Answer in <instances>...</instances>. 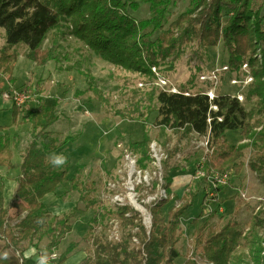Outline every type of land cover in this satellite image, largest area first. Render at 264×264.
Here are the masks:
<instances>
[{
	"label": "trees",
	"instance_id": "16d2710c",
	"mask_svg": "<svg viewBox=\"0 0 264 264\" xmlns=\"http://www.w3.org/2000/svg\"><path fill=\"white\" fill-rule=\"evenodd\" d=\"M170 2L0 0V28L4 30L5 37V45L0 50V75L14 83L13 65L19 54L12 48L20 43L27 47L26 58L37 66H44L49 60L59 61L56 49L60 45L56 40L50 48L42 47L50 32L62 25L67 27L69 35L102 60L126 71L145 74L151 79L152 66L161 71H172L176 61L184 55L186 46L194 45L203 52L221 43L226 53L222 65H227L230 72L240 74L241 66L247 64L253 77L251 83L241 90L243 102L231 94L218 93L213 100H209L200 90L188 91L190 94L184 95L151 87L146 98L150 103L154 102V108L150 109L149 105L147 114L157 112L155 124L162 128L194 132L208 138L212 152L209 151L201 166L205 173L203 178L229 170L230 174L238 175L244 167L241 161L244 150L249 149L251 156L247 166L264 179V0H191L187 8L172 20L169 18ZM139 3L148 4L150 12L147 18L141 20L129 14V10L137 9ZM87 78L91 80L89 76ZM180 91L186 90L181 88ZM211 105L217 108L214 110ZM22 108L11 106V124H19L17 119L22 114ZM24 118L30 125V140L20 148V175L7 206L0 197V241L5 239V245L14 249L15 253L0 257V264H25V250L35 248L37 254L44 239L48 240L44 246L48 250L47 255L56 252L61 241L72 231L69 222L75 207L60 218L56 215L50 217L43 198L53 194L67 179L70 166L68 161L61 168L53 167L48 157L73 138L66 135L60 140L51 130L58 121L55 104L41 103L38 108L28 111ZM130 120L142 119L133 117ZM5 129V126H0V168L11 166L12 149L21 146L19 135L11 137ZM230 130H240L244 142L225 145L222 137ZM143 137L142 141L131 146L141 156L150 152L149 138L146 135ZM147 158L152 161L149 155ZM213 158H217L218 162L215 163ZM146 162L142 157L138 159L136 166L139 171L147 169ZM172 170L166 169L163 176V187L169 194L172 193L173 177L169 173ZM141 184L136 187L137 191ZM187 187L181 204L169 207L167 218L161 210L168 205L169 199L159 198L150 203L152 224L149 234H146L137 211L128 206L119 207L115 214L128 228L125 236L119 241L94 237L92 263L86 258L83 264H175V259L181 256L177 249L180 219L192 206L199 191L198 184L194 189ZM206 198L207 195L203 201ZM81 199H84L83 195ZM11 208L26 212L13 226L10 225ZM215 211L213 209L203 221L202 212L190 221L194 250L201 248L203 257L212 264H241L244 262L243 249L248 248L254 256V264H264V218L260 213L252 216L249 231L244 233L241 224L231 219L218 229L211 228L209 224ZM104 215L102 212L93 215L85 236L90 234L92 227L96 226L94 224L106 226L105 229L109 226L108 221H101ZM23 242L27 245L20 246ZM76 245V242H70L63 252L57 254L55 264H63ZM183 264L197 262L193 257H187Z\"/></svg>",
	"mask_w": 264,
	"mask_h": 264
},
{
	"label": "rangeland",
	"instance_id": "374dc122",
	"mask_svg": "<svg viewBox=\"0 0 264 264\" xmlns=\"http://www.w3.org/2000/svg\"><path fill=\"white\" fill-rule=\"evenodd\" d=\"M189 3L191 0H171L170 20L184 11ZM149 13V5L144 3H139V7L135 10H129V14L138 20L147 18ZM54 40L57 45H60L56 49L59 61L49 60L44 66H37L26 58L27 47L24 43L13 46L12 51L19 54L13 65L14 83L0 75V126L10 125L8 127L10 132L19 130L21 144L25 147L30 140L27 134L30 125L26 124L24 116L28 111L38 108L41 103L55 104L58 121L53 124L51 130L60 140H63L66 135L73 138L56 151V154L62 153L68 157L70 166L67 179L53 194L43 198L50 217L56 215L60 218L75 207L69 224L79 223L78 229L76 232L73 230L67 234L61 241V251L70 242L82 244L86 253H89L88 257L92 263L94 237L119 241L128 231L115 214L119 207L128 206L137 211L141 216L140 222L144 225L146 234H149L152 224L150 203L159 198L169 199L168 205L161 210L167 218L169 207H178L187 186L194 189L196 184L199 185L197 197L180 219V241L177 249L181 256L175 259V264H183L187 257H193L197 264H212L203 257L201 248L197 250L193 248L194 235L190 221L201 212L204 216L201 220L203 221L213 209H216L215 213H212L214 216L209 224L213 229L220 228L225 221L231 219L241 224L244 233L249 231V223L254 214L259 212L264 218V209H256L258 207L256 200H244L241 196L245 193L248 198H264L263 177L247 166L251 156L249 149L244 150L241 158L244 164L243 169L238 175L231 173L224 187V194H234L233 197L227 196V199H233L227 211L226 206L222 204L225 202L222 201L224 194L216 199L218 188L210 182L212 174L207 175L206 178L196 177L197 170L211 151L208 144H204L206 137L194 132L186 133L182 130L162 128L155 124L157 112L147 114L149 105H151L150 109L154 108V102L148 101L147 94L151 87L159 89L150 83L149 76L126 71L102 60L82 42L69 35L64 25L50 32L42 49L55 45ZM4 45V30L0 28V50ZM221 45L220 43L203 52L194 45H188L172 71L157 69L179 89L184 88L189 92L204 89L209 85L200 82L198 77L201 73L223 64L226 53ZM229 76L231 74H222L215 87L217 94L233 95L239 90V87L229 84ZM139 82L143 83L141 87L138 86ZM11 87L26 89L32 96V100L28 101L23 108L21 107L23 111L17 119L20 125L11 124L10 109H1V106L7 104V101L2 99L1 93L9 91ZM1 99L6 104L1 102ZM141 112L143 114L140 116ZM133 117L142 120H130ZM145 135L149 138L150 152L141 156L131 146L133 143L142 141ZM222 141L226 145L244 142V139L240 130H230L228 134L223 135ZM12 155L11 174H14L20 165L21 156L16 149H12ZM147 155L152 159L151 162ZM140 157L144 162L147 161L148 167L144 171H139L136 166ZM213 161L217 163L218 159L213 158ZM168 168H173L169 173L175 180L170 194L163 187V176ZM18 170L20 173V167ZM6 174H9L6 169H0L2 178ZM140 184L142 187L137 191L136 187ZM206 195L207 198L203 201ZM0 197L3 199L1 190ZM131 198L145 211L141 212L133 206ZM220 202L225 208L226 214L223 216H220ZM99 212L105 214L101 221L104 223L108 221L109 226L105 229L106 226L100 227L94 224L96 226L92 227L88 236H85L91 227L90 219ZM25 213L20 209L11 208L9 210L10 225L17 224ZM134 241L137 243L136 239ZM47 243V239L41 242L37 257L40 253L47 254L44 247ZM5 244V239L0 241V257L15 253L14 249ZM25 245H27L26 242H23L20 246ZM243 250L244 252H241L244 254V262L241 264H254V256L248 248ZM56 253L58 254L57 250Z\"/></svg>",
	"mask_w": 264,
	"mask_h": 264
},
{
	"label": "built area",
	"instance_id": "2783aa9c",
	"mask_svg": "<svg viewBox=\"0 0 264 264\" xmlns=\"http://www.w3.org/2000/svg\"><path fill=\"white\" fill-rule=\"evenodd\" d=\"M151 73L153 75L151 79V84H154L157 86L160 90L165 92H172V93H182L184 95H188V91H180L178 87H176L170 80H168L164 75L159 73V70L156 66H152L150 68ZM247 72V64H243L240 74L238 72H230V69L227 65H220L218 67L211 68L207 72H203L199 75L198 80L200 82H203L204 84H208L209 87L207 88L205 92V95L213 99L216 97L215 87L218 85L220 78L222 74H231L229 76V84L239 87L240 91L233 94L232 96L236 97L239 101L243 100V95L241 93V90L244 89V86L252 81V77L249 74H245ZM143 85L142 82L138 83V86L141 87ZM12 88V87H11ZM9 91H3L1 93V97L3 100L9 102L11 105H15L18 107H23L27 104L28 101L32 100V96L26 89H17L12 88ZM215 109L216 107L213 106ZM207 145V142L204 143ZM212 174V180H210L211 183L216 185H222L226 184L228 182V179L230 177V172L226 171L224 173H211ZM210 174V175H211ZM205 176L204 171L201 170V167L196 172V177L203 178ZM242 198L245 200H256V202H259L260 205L256 208L257 210L261 207H264V198H248V196L245 193L241 194ZM41 256V255H40ZM39 256V258H40ZM48 257V263L55 264V261L57 259V253L55 251L51 252ZM38 258V260H39Z\"/></svg>",
	"mask_w": 264,
	"mask_h": 264
},
{
	"label": "crops",
	"instance_id": "0c3cea01",
	"mask_svg": "<svg viewBox=\"0 0 264 264\" xmlns=\"http://www.w3.org/2000/svg\"><path fill=\"white\" fill-rule=\"evenodd\" d=\"M14 86V85H13ZM1 102H3V103H5L4 101H2V99H1ZM7 103V104H6ZM5 104L6 105H4V106H1V109H3V108H7V109H10L11 110V107H10V103L9 102H6ZM46 104V103H45ZM47 105H51V104H47ZM12 106V105H11ZM21 116V115H20ZM19 116V117H20ZM19 122V121H18ZM26 124H28V123H26ZM19 125H20V123H19ZM23 125H25V124H23ZM10 125H8V126H5L6 127V129H5V131L6 132H8V133H10V136L12 137L14 134H18L19 135V137H21V134H20V132H19V130H15V131H13V132H10L9 130H8V127H9ZM26 128V127H25ZM28 129H29V126H28ZM228 132L229 131H226L225 133H224V135H226V134H228ZM27 134H28V136H29V132H28V130H27ZM244 139V138H243ZM231 144V143H230ZM22 145V147H23V144H21ZM21 146L19 147V149H16V151L20 154V148H22ZM209 151V150H208ZM212 152V151H211ZM15 156H17V155H15ZM12 158H13V155H12ZM18 162V161H17ZM19 162H20V160H19ZM12 166H13V159H11V166H9V167H1L0 169H6L8 172H9V174H6V176H4V178H2V176L0 177L1 178V180H2V196H3V202H4V206H7L8 205V203L10 202V200H11V198H12V196H13V193H14V189H15V186H16V179H17V177L20 175V173H19V165H18V168L15 170V172H14V174L12 173L11 174V168H12ZM2 175V174H1ZM175 182V180H173V183ZM173 183H172V186H173ZM224 189L225 188H221V190L217 193L218 195H217V198L216 199H218V197H219V195H221V194H224ZM230 196V197H233V193H231V194H224V198H223V200L222 201H225V202H223L222 204L223 205H225L226 206V210L228 211L229 210V206H230V202H232V200L233 199H227V196ZM197 197V196H196ZM245 200V199H244ZM258 203V206H259V202H257ZM221 204V202L219 203V210L221 211L220 212V216H223V214H226L225 213V211H224V209L225 208H223V205ZM60 205V204H59ZM58 205V206H59ZM54 209H57L56 207H54ZM260 209H264V207H261ZM237 210V209H236ZM203 212H204V210H203ZM78 224L79 223H75V224H73L72 225V231L71 232H73V230H74V232H76V230L78 229ZM70 232V233H71ZM69 234V233H68ZM65 239V238H64ZM61 244V243H60ZM68 245V244H67ZM66 245V246H67ZM66 248V247H65ZM33 250H35V248H28L27 250H25V252H24V254H26V256H27V259H26V264H34V262H35V264H37L36 263V261H37V254L35 253V251H33ZM65 249H63V251H64ZM40 251V250H39ZM57 251H58V253H61V252H63V251H61V249H60V245H59V247L57 248ZM47 252H48V250H47ZM87 251H85V247L82 245V244H79V245H76V247L74 248V250L72 251V252H70L69 254H68V256H67V259H66V261L63 263V264H83V262H84V260L86 259V258H89L88 257V255H89V253H86ZM35 253V254H34ZM34 254V255H33ZM30 255H32V256H30ZM30 256V257H29Z\"/></svg>",
	"mask_w": 264,
	"mask_h": 264
},
{
	"label": "clouds",
	"instance_id": "9594fccd",
	"mask_svg": "<svg viewBox=\"0 0 264 264\" xmlns=\"http://www.w3.org/2000/svg\"><path fill=\"white\" fill-rule=\"evenodd\" d=\"M48 162L56 168H61L68 162V157L64 154L52 153L48 157ZM34 251V250H33ZM37 264H48L47 254H42L37 262Z\"/></svg>",
	"mask_w": 264,
	"mask_h": 264
},
{
	"label": "bare ground",
	"instance_id": "6f19581e",
	"mask_svg": "<svg viewBox=\"0 0 264 264\" xmlns=\"http://www.w3.org/2000/svg\"><path fill=\"white\" fill-rule=\"evenodd\" d=\"M241 68H242V66H241ZM245 74H249V75L252 77V75H251V73H250V69H249L248 66H247V72H245ZM252 80H253V77H252ZM249 83H251V81H250ZM249 83H247V84L244 86V88H245ZM207 88H208V87H204V89H201V90H200L201 94H204V95H205V92H204V91H206ZM238 91H240V88H239ZM238 91H237V92H238ZM237 92H236V93H237ZM188 93H189V92H188ZM189 94H190V93H189ZM189 94H188V95H189ZM206 96H207V95H206ZM207 97H208V96H207ZM214 98H215V97H214ZM214 98H213V99H214ZM208 99H209V100H213V99H211L210 97H208ZM243 100H244V98H243ZM243 100L240 101V102H243ZM213 106H215V105H211V108H212V109H214ZM215 107H216V106H215ZM216 108H217V107H216ZM216 108H215V109H216ZM215 109H214V110H215ZM204 137H206V136H204ZM205 142H207V144H208V138H207V137L205 138L204 143H205ZM15 162H16V160H15ZM226 184H227V183H226ZM226 184L217 185V186L215 185L214 187L218 188V190H219L220 186H222V187L224 188ZM222 187H221V188H222ZM216 188H215V189H216ZM221 188H220V189H221ZM131 199H132L131 202H132V205H133V206H135V207H136L138 210H140L141 212H144V211H145V209H144L142 206H140V205H139V204H138L133 198H131Z\"/></svg>",
	"mask_w": 264,
	"mask_h": 264
}]
</instances>
